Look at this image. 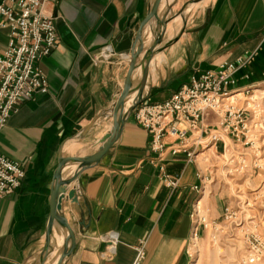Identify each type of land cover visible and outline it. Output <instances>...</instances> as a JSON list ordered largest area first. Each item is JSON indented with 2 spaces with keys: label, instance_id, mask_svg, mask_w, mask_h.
<instances>
[{
  "label": "crops",
  "instance_id": "obj_1",
  "mask_svg": "<svg viewBox=\"0 0 264 264\" xmlns=\"http://www.w3.org/2000/svg\"><path fill=\"white\" fill-rule=\"evenodd\" d=\"M153 1L56 0L46 5L57 32L54 50L40 62L49 94L20 102L0 134V154L25 170L16 192L0 199V264L43 263L59 155H90L110 131L109 111L123 88L137 32ZM189 2L161 0L158 7V20L169 7L172 21L158 47L161 53L150 62L152 67L161 60L158 74L154 79L148 74L147 81L164 83L151 99L165 101L192 76L250 54L255 60L236 74L237 87L264 82V0H208L186 9L183 20L180 14L193 4ZM177 17L180 25L174 27ZM147 30L158 36L162 26L154 20L143 28L138 62L152 42L147 41ZM8 36L7 29H0V54ZM106 47L113 56L97 60ZM139 80L133 78L134 88ZM146 89L145 84L143 93ZM93 122L94 127L81 136ZM207 122L216 125V118L210 114ZM165 143L167 148L176 144L170 139ZM149 144L150 134L137 126L131 113L98 163L62 171L63 180L76 175L62 202L61 216L74 239L62 264H134L141 245L140 264H189L187 249L195 229L191 211L199 200L191 188L199 184L197 172L208 160L186 165L183 153L172 156L167 149L158 156ZM206 153L213 154L211 149ZM160 166L167 174L180 176L178 188L163 184ZM70 191L75 193L72 200L67 198ZM110 232L116 233L117 243L107 259L108 245L101 237ZM67 236L65 228L53 224L43 264H57Z\"/></svg>",
  "mask_w": 264,
  "mask_h": 264
},
{
  "label": "built area",
  "instance_id": "obj_2",
  "mask_svg": "<svg viewBox=\"0 0 264 264\" xmlns=\"http://www.w3.org/2000/svg\"><path fill=\"white\" fill-rule=\"evenodd\" d=\"M53 1L56 0H0V29L9 31L7 46L0 54V134L20 102L49 94L48 81L40 62L51 54L57 43L55 18L45 12L46 5ZM112 56L110 47H106L97 60H109ZM244 66L243 58L235 63L225 62L214 70L192 76L187 84L163 102L139 104L133 118L139 128L150 134L151 152L158 156L167 149L172 156L183 153L185 164L189 165L197 164L199 157L202 159L201 152L209 147L217 149L219 145L222 149L219 158L228 165L227 168L236 161L232 171L243 173L246 156L238 152L251 144V127L247 118L249 105H238L248 91L237 87L236 74ZM210 114L216 118L215 126L207 122ZM190 138L191 145L188 144ZM167 139L176 142L175 146L167 148ZM227 153L230 154L228 157ZM234 154L236 160L233 159ZM158 174L167 188H178L179 175L167 174L163 166L159 167ZM24 176L22 166L0 154V199L13 194ZM197 177L200 182L191 189L203 196L206 185L200 170ZM224 213L225 219L231 218L229 209ZM191 219L195 228L192 243L197 240L198 228L208 226L201 213L200 201L193 205ZM101 240L108 245L106 258L111 259L117 243L116 233H107ZM243 242L245 248L239 264H264V232L254 225L244 234ZM143 258L141 245L134 264H140Z\"/></svg>",
  "mask_w": 264,
  "mask_h": 264
},
{
  "label": "rangeland",
  "instance_id": "obj_3",
  "mask_svg": "<svg viewBox=\"0 0 264 264\" xmlns=\"http://www.w3.org/2000/svg\"><path fill=\"white\" fill-rule=\"evenodd\" d=\"M202 1L190 0L189 3L197 4ZM187 8L188 6L184 10ZM178 11L179 9H177ZM183 15L181 18L186 20L187 16ZM243 59L245 62L243 68H245L255 60L254 54ZM159 61L161 62V60ZM159 61H155V65L152 67L149 64L148 74L152 79L158 74L160 66L157 63ZM151 85L156 87L150 90ZM146 86L145 93L138 99L139 104L160 103L154 102L151 96L156 94L155 91L162 88L164 83L147 81ZM261 86H264V82L247 87L245 90L248 91V94L242 96L238 102L239 106L249 105L247 118L251 127L249 140L252 146L247 144L238 152L246 156V169L243 173L236 174L232 171L236 161L229 165L230 169L227 168L228 165L219 158V155L222 154L219 145L217 149L208 148L213 153L209 157H207L208 155L204 156V153L210 150L201 152L202 158H207L208 161L199 167L202 176L205 178L206 190L203 196L199 195L198 201L201 202V213L207 219L208 226L198 228L197 242H194V248L191 241L189 242L187 249L189 264H239L245 248L243 236L246 231L257 225L259 231L264 232V88H261L260 93H254L255 89ZM104 122L107 123L108 120ZM107 124L106 126H108ZM229 155L227 153V157ZM233 159L236 160V155ZM199 160H201L200 157L197 162ZM225 209L230 210V219H225Z\"/></svg>",
  "mask_w": 264,
  "mask_h": 264
},
{
  "label": "water",
  "instance_id": "obj_4",
  "mask_svg": "<svg viewBox=\"0 0 264 264\" xmlns=\"http://www.w3.org/2000/svg\"><path fill=\"white\" fill-rule=\"evenodd\" d=\"M161 0H154L152 3V6L147 13L146 18L143 20L136 36V41L133 45V48L130 53V60H129V68L128 72L126 74V78L123 84V88L116 99L115 103L113 104L112 108L109 111V116L112 118V126L110 131L99 140L98 145L99 148L97 151L93 152L90 155L83 156V157H72V158H63L61 155H59L58 159V166L54 175V184L51 192V212L49 216V222L46 232V243L45 248L41 254V261L44 263L45 258H47L49 248H50V235L51 230L54 223H57L59 226L65 228L67 230L68 236L67 239L64 242V248L63 252L57 262V264H62L65 258L70 254L71 250L74 247V239L72 231L70 230L67 222L64 220V218L61 216V209H62V202L66 198V191L67 186L76 179V175H74L71 180H63L61 177L62 171L70 166H76L78 171H80L83 168H86L88 166H91L93 164L98 163L101 158L104 156V154L109 150V148L113 145V143L118 139L123 125L128 119V117L131 115L133 109L136 105L140 103L138 100L143 93V90L145 88V84L147 82V75H148V69L149 64L151 60L155 57L156 54L160 52L159 45L162 41L163 34L165 32V28L171 20L169 17V7L167 8V13L164 14V16L161 18V20H158V7L160 5ZM185 11L182 10L181 13ZM157 21L160 26H162L161 33L158 36H155V32L152 30L148 31L152 42L147 48V50L144 51L143 57L140 62H138L139 56L143 53V41L141 38V34L143 31V28L148 26L152 21ZM137 70H140V80L138 82V86L134 88L133 86V78L134 74ZM136 92V100L134 101L133 105L124 112V104L125 101L129 98V96ZM95 125V122L91 123L85 130L82 131L80 134L81 136H85ZM74 191H70L67 193V198L72 200L74 198ZM42 263V264H43Z\"/></svg>",
  "mask_w": 264,
  "mask_h": 264
},
{
  "label": "bare ground",
  "instance_id": "obj_5",
  "mask_svg": "<svg viewBox=\"0 0 264 264\" xmlns=\"http://www.w3.org/2000/svg\"><path fill=\"white\" fill-rule=\"evenodd\" d=\"M167 3H170V0H165ZM208 0H203L202 2H200V3H197V4H192V5H189L188 6V8H187V11H189L193 6H196V5H200V4H203V3H205V2H207ZM180 18L179 17H177V23H176V25L174 26V27H178L180 24ZM172 31V29L171 30H169L167 33H170ZM148 40H151V37H150V35H149V33L147 34V41ZM157 56H155V58H156ZM134 77H137V78H140V70H137L136 72H135V74H134ZM261 88L263 89L264 88V86H261V87H258V88H256L255 89V91H254V93H260V91H261ZM136 92H133L130 96H129V98L125 101V104H124V112H126L132 105H133V103H134V101L136 100ZM107 133V132H106ZM208 150H210V149H208ZM207 152V151H206ZM204 153L205 155L206 154H208V153ZM204 155V156H205ZM201 203V202H200ZM195 241V240H194ZM194 241H192V247L194 248L195 247V245H194Z\"/></svg>",
  "mask_w": 264,
  "mask_h": 264
}]
</instances>
